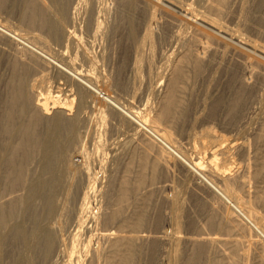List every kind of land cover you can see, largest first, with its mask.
<instances>
[{
  "label": "bare ground",
  "instance_id": "1",
  "mask_svg": "<svg viewBox=\"0 0 264 264\" xmlns=\"http://www.w3.org/2000/svg\"><path fill=\"white\" fill-rule=\"evenodd\" d=\"M0 5L20 24L0 17V264H133L136 243L153 238L164 251L152 245L147 264H209V248L217 264H264V197L263 214L252 205L264 195V0ZM150 155L152 187L159 170H177L185 192L201 188L209 233L177 230L185 199L172 182L162 193L169 230L143 234L149 196L124 216ZM120 161L102 209L97 172ZM195 242L180 260L181 244Z\"/></svg>",
  "mask_w": 264,
  "mask_h": 264
},
{
  "label": "rangeland",
  "instance_id": "2",
  "mask_svg": "<svg viewBox=\"0 0 264 264\" xmlns=\"http://www.w3.org/2000/svg\"><path fill=\"white\" fill-rule=\"evenodd\" d=\"M106 4L109 5L110 3L107 2ZM0 17L8 19L9 22L12 24L20 25L16 14L9 13L6 9L2 8L1 5H0ZM50 43L53 46L55 45V43L53 41H51ZM185 122H186L185 119H183V117H180V118L173 120L171 123H168V126H169L172 134L180 133L183 130ZM151 125H153V124H151ZM193 132L195 135L200 133L197 127L193 128ZM102 133H103V131L98 135L99 137H101V139L100 138H98V139H100L99 141H101V143H102V141H103V143H105L108 140H106L107 137ZM101 135H104V136H101ZM212 135L214 137V140H216V139H219L221 137V135H223V133L217 129H214ZM102 138L105 139V141ZM84 140L82 142H83V145L85 144L84 147H85L86 151L88 150L87 152H89V148H90V152L96 150V149H92L94 146H93V143H91V141L89 139L84 138ZM155 147L156 148L154 151H158V150L162 149L157 144H155ZM98 151H100V150H98ZM161 151L162 150H160V152ZM191 151H206V149L205 148L203 149L201 147H196V149L191 148ZM74 157L75 156H73V159L80 160L79 158H76V157L74 158ZM123 157L126 160L128 159L127 155L126 156L123 155ZM123 157H122V160H124ZM205 158H206V161H208L215 168V171L218 174L225 173L226 169H221L217 165V162L213 163L214 160L207 158L206 156H205ZM151 160H152V156L150 155L147 159L146 167H144V169L142 170L143 173L145 174V176L147 177V179L145 181L146 185L143 184L141 186L142 188L140 187L141 191H140V189H138V191H136V189L133 188V190L134 189L135 190L132 192L133 194L130 197V199L128 200L129 202L127 201V205L130 203L128 205L129 207H127V206L123 207L124 209L126 208L127 210L126 209L124 210L121 207L122 212L124 213V211H125L124 216H126V218H127V216L130 217L129 215L132 214L133 211H135L137 204H140L142 202L141 200H144L145 198H147L149 196L150 199L148 198V206L146 204H144V207H145L146 212L150 216L149 222H150L151 226L146 225L145 227H147V228H144L142 230V232L145 231L143 234H146L149 231L150 233L152 232L151 234L153 235L154 233H157L160 230L162 231V229L169 230V227L167 224V222H168L167 217L169 215V206H168V202L163 198L162 193L165 191L168 184L172 182L174 184L179 185L178 189L181 191L182 198L185 199V200L183 199L184 200V209L181 212L182 217L179 220L177 230L179 232H181L182 235H184V236L186 234H189L192 236L194 235L195 237H193V238H196L198 235L206 234L207 231L209 233L210 231L208 230V228L206 230V227L204 225L206 223H208V220L210 219V214L208 213V210H207V207H206L204 200L200 196L201 195V193H200L201 188H199V187L195 188L196 192H194V193L191 191L185 192V190H184L185 185L182 183L181 179L179 178V176H178L179 174H178L177 170H174V171L172 170L173 172L172 171L165 172V171L159 170L158 171V173H159L158 183L154 187H152V185H149L150 183L148 180L149 174L151 172V167H150ZM105 161L107 162V158H106V160H104V162ZM140 161L141 160H137V159L135 160L134 168L132 170L133 174H131L132 176L129 177L130 180L133 178L134 173L137 172V170H136L137 168H135V167L140 165ZM122 165H124V163H122V161H120V162L115 163V166H113L112 171L106 170V171L97 172V177H98V180L100 183L101 190L103 191L102 192L103 194H102V196L101 195L97 196L95 203L97 205H98V203H100L99 205L102 206V209L107 205V204H105L107 202V198L108 197H111V198L114 197L113 193L115 194V191L109 190V189H111L109 187V185L112 186L111 185V182H112V184L114 185V186H112L114 188V190H115V188L118 187L119 182L117 183V181H120L121 180L120 177H122V175H123L122 168H121V167H123ZM140 169H141V166H140ZM109 175H111V176H109ZM130 182H131L130 183L131 187H133L134 186V185H132L133 181H130ZM104 191H105V193H104ZM110 191L112 194L109 193ZM104 194H106V195L108 194L110 196H104ZM98 197H99V199H98ZM132 197H134V198H132ZM263 197H264V195H262V196H260V197H258L252 201L253 210L260 215L263 214V208L261 206V202H262ZM99 200H100V202H98ZM138 201H139V203H138ZM123 205H125V203ZM132 208H134V209L132 210ZM107 211H108V209H107ZM109 211H110V209H109ZM156 218H159V222H160L159 223L160 228L158 227L157 229L154 228V226H152L153 223H151L152 221L154 222V219H156ZM148 225H149V223H148ZM243 226L245 227V229L248 231V233L255 240L262 243L257 237H255L254 233L246 225H243ZM128 232H129V230H127L126 233L123 234L122 236L130 235V234H128ZM149 232L147 233L148 235H149ZM217 233L222 234V233H224V231H223V229H219L217 231ZM87 235L88 234H85V236H87ZM85 236L82 238H85ZM139 242L140 241H138V243H136L137 245H136V251H134L133 264H147L148 263L147 262V258H148L147 256L150 254V249H151L152 245L157 247L156 251L159 250L158 253L160 252V254H163V251H164L163 250V243H161V241L153 238L151 241H145V242H140V243ZM198 246H201V244L199 245V243H196V242L193 244H190L188 246H184V244H181L179 251H178L180 260L184 261L185 256L190 257V255L193 253L195 248ZM161 249H162V251H161ZM207 255L210 259L209 264H217L218 263L220 253L217 250L211 249V251H210V248H209ZM158 260H159V257L157 256V252H156L155 262L156 261L158 262Z\"/></svg>",
  "mask_w": 264,
  "mask_h": 264
}]
</instances>
